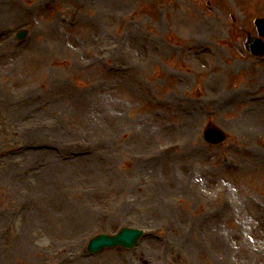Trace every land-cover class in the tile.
Instances as JSON below:
<instances>
[{
	"label": "rangeland",
	"instance_id": "1",
	"mask_svg": "<svg viewBox=\"0 0 264 264\" xmlns=\"http://www.w3.org/2000/svg\"><path fill=\"white\" fill-rule=\"evenodd\" d=\"M257 17L264 0H0V264H264ZM122 227L131 250L85 254Z\"/></svg>",
	"mask_w": 264,
	"mask_h": 264
},
{
	"label": "water",
	"instance_id": "2",
	"mask_svg": "<svg viewBox=\"0 0 264 264\" xmlns=\"http://www.w3.org/2000/svg\"><path fill=\"white\" fill-rule=\"evenodd\" d=\"M254 23L259 35L264 37V20L258 19ZM245 47L252 54L264 55V45L257 38L248 37L245 42ZM203 139L208 143L218 144L225 139V136L220 130L208 125L203 133ZM140 236L141 232L138 230L122 228L115 236L99 235L93 238L88 244L87 252L93 254L102 249L117 246L130 249L135 245Z\"/></svg>",
	"mask_w": 264,
	"mask_h": 264
}]
</instances>
